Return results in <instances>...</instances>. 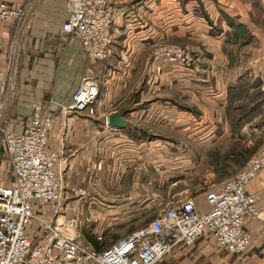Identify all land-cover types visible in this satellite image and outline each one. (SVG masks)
I'll use <instances>...</instances> for the list:
<instances>
[{
  "label": "crops",
  "instance_id": "crops-1",
  "mask_svg": "<svg viewBox=\"0 0 264 264\" xmlns=\"http://www.w3.org/2000/svg\"><path fill=\"white\" fill-rule=\"evenodd\" d=\"M4 1L24 15L0 21V184L13 181L1 129L17 133L34 103L49 107L47 148L57 153L64 212L79 218V231L91 234L83 239L93 247L104 248L192 197L173 194L193 187L182 182L193 176L195 146L208 163L209 145L224 153L226 169L211 165L208 173L219 181L213 188L233 176L264 139V90L260 86L254 98L249 87L246 101L234 94L239 80L260 76L264 64V0H115L112 43L103 60L88 56L78 35L62 30L67 0ZM239 23L256 39L244 42L250 57L236 49L240 36L232 30ZM161 43H190L195 63L173 66L155 56ZM87 75L98 81L93 112L63 114L57 103L69 102ZM119 109L126 125H109L107 116ZM246 189L264 214V167ZM53 206L38 203L35 209L48 217ZM245 226L251 244L240 258L206 234L172 249L183 264H196L206 253L209 264H264V225L246 220ZM27 232L34 237L35 227Z\"/></svg>",
  "mask_w": 264,
  "mask_h": 264
},
{
  "label": "built area",
  "instance_id": "built-area-1",
  "mask_svg": "<svg viewBox=\"0 0 264 264\" xmlns=\"http://www.w3.org/2000/svg\"><path fill=\"white\" fill-rule=\"evenodd\" d=\"M115 0H67L64 32L78 35L88 56L109 57ZM24 11L0 0V21L21 19ZM153 54L171 65L190 67L196 53L188 44H157ZM261 88L264 90V64ZM99 94L96 75L79 82L69 102L57 103L64 113H92ZM50 98L48 104L52 103ZM28 123L15 133L2 128L5 150L11 157L13 181L0 184V264H155L175 246L191 245L198 237H212L217 247L240 258L251 244L246 220H260L255 195L246 186L264 167V139L245 164L219 186L204 191L201 210L193 197L179 200L102 249L80 242V220L66 215L61 201V179L54 169L57 153L48 150L53 123L47 106L33 105ZM51 204L50 216L35 209ZM35 225V226H34ZM35 227L31 237L27 229ZM96 240H103L97 234Z\"/></svg>",
  "mask_w": 264,
  "mask_h": 264
},
{
  "label": "rangeland",
  "instance_id": "rangeland-1",
  "mask_svg": "<svg viewBox=\"0 0 264 264\" xmlns=\"http://www.w3.org/2000/svg\"><path fill=\"white\" fill-rule=\"evenodd\" d=\"M203 16L209 22H213L211 20L210 16H209L208 12H206L205 10L203 11ZM232 31H233V33L235 35H239L240 36V39H239V41L237 43L236 49L240 47L241 51L243 52V57H247V56L250 57L251 56V52L249 54H246L245 51L243 50L244 42H252L253 44H255L256 43V39H254V35H252L248 31V29L243 27V25L240 24V23L238 25L236 24ZM188 45H190V43H188ZM244 55H247V56H244ZM261 66H262V64H261ZM262 67L260 69V76L254 75V76L251 77L250 75L247 74L245 76L246 78L244 79V81H240L239 80V84L237 86L238 90H236L234 94H236L241 99H243V101L247 100L246 98H247L248 88L251 87V86L254 87V90H253L254 98L260 96L259 93H257V91H258V89H260L259 87L261 86V83L259 81H260V78H261ZM199 146H197V147L195 146V149H196L195 150L196 153H195V157H194L195 159L192 162V163L195 164V167H194V170H193V176H188L186 178L187 182H182L184 185H186V184L192 185L193 187L191 188V191L189 193H187V194H185V193L173 194V197L174 198L176 197L178 199V198H184V197H187V196H192V197L196 196L198 202L200 203V205L204 206V196H203L204 191L209 189L211 186H215V185H217L219 183V181L215 180V178L217 177L216 175L215 176H210V174H208L209 171H210L211 165H212V167L219 168V170L220 169L224 170V169H226L225 165H228V164L226 162H224V158H222V159L220 158V156H224V153L220 154L219 153L220 151L218 150V147L216 145H209L210 147H208V148H209V151H210V155H211L210 159L211 160H210L209 163L208 162H204L203 159H202L203 148H201ZM246 150L247 149H245V151ZM245 161H246V159H245ZM230 166H231V164L229 166H226V167L231 168ZM184 172L187 173V170H184ZM213 181H215V182H213ZM80 232H81L80 242L82 244L90 245L84 239H87V237L89 235H91V234H89L87 231L83 232L82 230H80ZM126 233H128V232H126ZM124 235H125V233H124ZM113 238L115 239V237H112V239ZM90 246H92V245H90ZM94 248H96V247H94ZM183 249L184 248L181 246V250H183ZM187 253H189V252H187ZM176 254L177 253H176L175 249H171L169 252L165 253L164 256H162L159 260H157V262L155 264H183V261H182V257L183 256L180 255L178 257ZM206 255H207V253L205 255L199 256L198 258L196 257L197 258V263L196 264H209L207 262Z\"/></svg>",
  "mask_w": 264,
  "mask_h": 264
},
{
  "label": "water",
  "instance_id": "water-1",
  "mask_svg": "<svg viewBox=\"0 0 264 264\" xmlns=\"http://www.w3.org/2000/svg\"><path fill=\"white\" fill-rule=\"evenodd\" d=\"M123 109L116 110L107 116L109 125L114 126H125L126 120L121 118Z\"/></svg>",
  "mask_w": 264,
  "mask_h": 264
},
{
  "label": "trees",
  "instance_id": "trees-1",
  "mask_svg": "<svg viewBox=\"0 0 264 264\" xmlns=\"http://www.w3.org/2000/svg\"><path fill=\"white\" fill-rule=\"evenodd\" d=\"M261 83V82H260Z\"/></svg>",
  "mask_w": 264,
  "mask_h": 264
}]
</instances>
